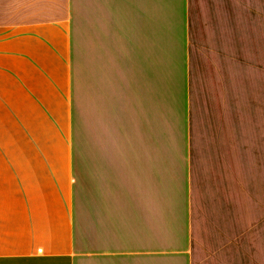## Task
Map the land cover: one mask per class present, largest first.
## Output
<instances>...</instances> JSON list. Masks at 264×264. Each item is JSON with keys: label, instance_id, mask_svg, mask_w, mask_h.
<instances>
[{"label": "crops", "instance_id": "obj_1", "mask_svg": "<svg viewBox=\"0 0 264 264\" xmlns=\"http://www.w3.org/2000/svg\"><path fill=\"white\" fill-rule=\"evenodd\" d=\"M0 264H264V0H0Z\"/></svg>", "mask_w": 264, "mask_h": 264}]
</instances>
